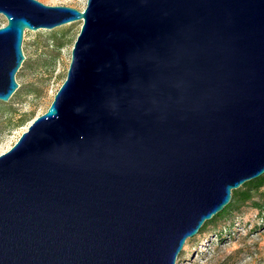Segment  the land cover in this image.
I'll list each match as a JSON object with an SVG mask.
<instances>
[{
  "label": "water",
  "instance_id": "water-1",
  "mask_svg": "<svg viewBox=\"0 0 264 264\" xmlns=\"http://www.w3.org/2000/svg\"><path fill=\"white\" fill-rule=\"evenodd\" d=\"M0 101L26 31L83 21L46 113L0 156V264H176L264 175V0H0Z\"/></svg>",
  "mask_w": 264,
  "mask_h": 264
},
{
  "label": "rangeland",
  "instance_id": "rangeland-1",
  "mask_svg": "<svg viewBox=\"0 0 264 264\" xmlns=\"http://www.w3.org/2000/svg\"><path fill=\"white\" fill-rule=\"evenodd\" d=\"M47 6L84 11L88 0H38ZM7 20L0 15V27ZM83 21L52 30L26 31L18 90L0 101V156L10 151L31 123L47 112L64 84ZM176 264H264V214L247 205L213 221L189 239Z\"/></svg>",
  "mask_w": 264,
  "mask_h": 264
},
{
  "label": "trees",
  "instance_id": "trees-1",
  "mask_svg": "<svg viewBox=\"0 0 264 264\" xmlns=\"http://www.w3.org/2000/svg\"><path fill=\"white\" fill-rule=\"evenodd\" d=\"M251 206L258 210L259 215L264 214V175L246 182L242 187L232 192V201L225 208V210L214 216L212 220L207 221L199 233L205 231L207 227L215 221L225 215H231L233 212L240 210L243 206Z\"/></svg>",
  "mask_w": 264,
  "mask_h": 264
}]
</instances>
